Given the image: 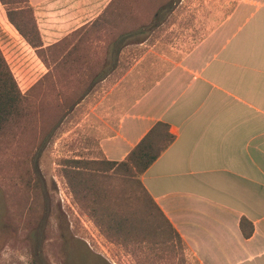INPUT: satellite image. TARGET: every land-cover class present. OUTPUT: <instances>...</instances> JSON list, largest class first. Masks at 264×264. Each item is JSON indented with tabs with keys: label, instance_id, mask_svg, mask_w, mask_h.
I'll list each match as a JSON object with an SVG mask.
<instances>
[{
	"label": "rangeland",
	"instance_id": "rangeland-1",
	"mask_svg": "<svg viewBox=\"0 0 264 264\" xmlns=\"http://www.w3.org/2000/svg\"><path fill=\"white\" fill-rule=\"evenodd\" d=\"M175 1L154 17L164 0H119L95 56L36 53L0 5V49L24 96L0 132V264H200L162 223L147 231L137 176L99 171L74 193L63 170L66 158H103L100 139L132 102L239 2ZM111 39L122 51H104ZM116 214L138 226L118 229Z\"/></svg>",
	"mask_w": 264,
	"mask_h": 264
},
{
	"label": "crops",
	"instance_id": "crops-1",
	"mask_svg": "<svg viewBox=\"0 0 264 264\" xmlns=\"http://www.w3.org/2000/svg\"><path fill=\"white\" fill-rule=\"evenodd\" d=\"M27 1L48 54L102 51L95 44L110 0ZM104 51L122 48L110 40ZM157 122L173 138L140 181L192 255L264 264V0H239L166 69L100 139L102 156L123 160Z\"/></svg>",
	"mask_w": 264,
	"mask_h": 264
},
{
	"label": "trees",
	"instance_id": "trees-1",
	"mask_svg": "<svg viewBox=\"0 0 264 264\" xmlns=\"http://www.w3.org/2000/svg\"><path fill=\"white\" fill-rule=\"evenodd\" d=\"M179 1V0H177ZM4 6L6 17L8 21L14 26L17 32L24 38V40L38 53L42 49V40L36 24L35 17L33 15L32 8L29 6L27 0H0ZM119 0H110L106 8L104 9L102 16L105 18V24L111 22V18L108 13L115 12L119 7ZM175 0H164L158 6V10L155 12L154 17L157 15L161 8L169 7ZM118 7V8H117ZM119 38V36L117 37ZM116 39V38H115ZM112 40V39H111ZM76 49L79 47L74 46ZM119 48V47H118ZM70 55V53H68ZM24 96L19 90L16 80L1 52L0 49V132H2L8 123L20 117L23 111ZM173 136L168 131V126L165 123L157 122L134 146L132 150L126 155L123 160L115 161L108 160L106 158L101 159H76L66 158L63 159L64 163V175L75 193V189L78 185H85L84 182L88 181L89 177H94L99 171L112 172L122 171L127 175H134L138 177L139 185L144 192V196L141 201L144 204L145 213L155 223L150 227H147V231L150 233H156L160 229V224L165 226V230L170 236L182 241V238L178 232L174 229L170 221L164 215L162 210L158 207L149 193L143 187L140 181V175L148 168V166L158 157L160 152L172 141ZM95 164L96 169L83 166L82 164ZM104 196H108L105 194ZM111 202L110 207L120 205L121 201L119 197H114L107 200ZM106 207V206H105ZM117 218L113 219L115 226L120 229L123 226L134 227L138 226L134 224L133 219H127L124 216L116 214ZM240 229L244 237H249L252 234V224L244 217L240 219Z\"/></svg>",
	"mask_w": 264,
	"mask_h": 264
}]
</instances>
